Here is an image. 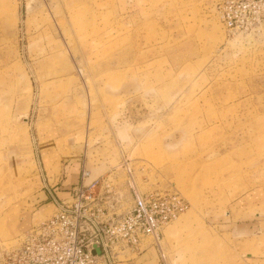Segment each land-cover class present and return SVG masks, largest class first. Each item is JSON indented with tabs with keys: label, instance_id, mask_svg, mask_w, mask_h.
Instances as JSON below:
<instances>
[{
	"label": "rangeland",
	"instance_id": "1",
	"mask_svg": "<svg viewBox=\"0 0 264 264\" xmlns=\"http://www.w3.org/2000/svg\"><path fill=\"white\" fill-rule=\"evenodd\" d=\"M126 160L189 207L100 264H264V0H0V257Z\"/></svg>",
	"mask_w": 264,
	"mask_h": 264
},
{
	"label": "built area",
	"instance_id": "2",
	"mask_svg": "<svg viewBox=\"0 0 264 264\" xmlns=\"http://www.w3.org/2000/svg\"><path fill=\"white\" fill-rule=\"evenodd\" d=\"M122 166L132 198L130 208L119 212L122 194L113 187L111 174L86 184L90 171L84 167L70 198L60 201L54 214L8 248L0 264H100L101 259L152 244L162 251L165 226L189 204L177 192L142 191L131 163L126 160Z\"/></svg>",
	"mask_w": 264,
	"mask_h": 264
},
{
	"label": "crops",
	"instance_id": "3",
	"mask_svg": "<svg viewBox=\"0 0 264 264\" xmlns=\"http://www.w3.org/2000/svg\"><path fill=\"white\" fill-rule=\"evenodd\" d=\"M73 169H75L74 167L72 168L71 166H70V168L67 170L68 172H67V175H66V182H64L65 183V187H61L63 190L62 191H53V190H51L50 188H47V191H45V193H43V194H41V197H46V200L48 199L49 200V202L48 203H45V204H43L40 208H43L44 210L45 209H48L49 208V206L50 205H53L54 206V211L56 210L57 211V209H58V207H59V202L60 201H62V200H66V199H68V198H66V199H63V197H61L60 196V194H69L70 196H71V194H72V192H73V190H74V188L80 183V179H81V171H80V175H79V179L76 181L75 180V178H73L74 176H72V180H70V175H71V173H72V171H73ZM46 179V178H45ZM75 180V181H74ZM69 181H71V183H69ZM48 207V208H47ZM43 214L45 215L46 213H43V212H39V214H35L34 215V217L33 218H31V220H30V222L31 221H39V220H41L42 218H43ZM34 219V220H33ZM34 221V222H35ZM24 222V229H26L27 227H29L30 225V222H29V224L27 225V223L25 222V221H23ZM34 224H32V226H33ZM23 226H20V230H23ZM31 226V227H32ZM31 227H29V228H31ZM28 228V229H29ZM17 229H18V226H17ZM28 229H26V230H28ZM25 230V231H26ZM17 231V230H16ZM19 231V230H18Z\"/></svg>",
	"mask_w": 264,
	"mask_h": 264
},
{
	"label": "bare ground",
	"instance_id": "4",
	"mask_svg": "<svg viewBox=\"0 0 264 264\" xmlns=\"http://www.w3.org/2000/svg\"><path fill=\"white\" fill-rule=\"evenodd\" d=\"M91 175V174H90ZM90 175L85 179V182H86V180L90 177ZM87 183V182H86Z\"/></svg>",
	"mask_w": 264,
	"mask_h": 264
},
{
	"label": "water",
	"instance_id": "5",
	"mask_svg": "<svg viewBox=\"0 0 264 264\" xmlns=\"http://www.w3.org/2000/svg\"><path fill=\"white\" fill-rule=\"evenodd\" d=\"M94 253H97V250L96 249L94 250Z\"/></svg>",
	"mask_w": 264,
	"mask_h": 264
}]
</instances>
